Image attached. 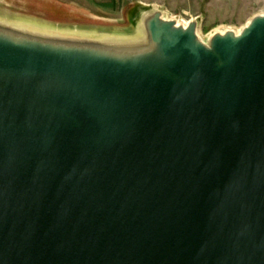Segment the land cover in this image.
Returning a JSON list of instances; mask_svg holds the SVG:
<instances>
[{
	"label": "water",
	"instance_id": "obj_1",
	"mask_svg": "<svg viewBox=\"0 0 264 264\" xmlns=\"http://www.w3.org/2000/svg\"><path fill=\"white\" fill-rule=\"evenodd\" d=\"M109 28L0 8V264H264V13Z\"/></svg>",
	"mask_w": 264,
	"mask_h": 264
},
{
	"label": "rangeland",
	"instance_id": "obj_2",
	"mask_svg": "<svg viewBox=\"0 0 264 264\" xmlns=\"http://www.w3.org/2000/svg\"><path fill=\"white\" fill-rule=\"evenodd\" d=\"M81 4L102 21L101 25L132 33L142 14L154 7L183 25L197 21V32L204 41L216 31L239 30L264 13V0H82ZM52 17L63 21L64 12L58 11Z\"/></svg>",
	"mask_w": 264,
	"mask_h": 264
},
{
	"label": "crops",
	"instance_id": "obj_3",
	"mask_svg": "<svg viewBox=\"0 0 264 264\" xmlns=\"http://www.w3.org/2000/svg\"><path fill=\"white\" fill-rule=\"evenodd\" d=\"M82 0H0V3L4 4L5 6L2 9L29 17L37 18L38 16H45L48 18L54 19V17L50 16L46 12L48 10H57L63 11L67 13L68 9L65 8V5H75L76 7L85 10L84 6L81 4ZM86 11V10H85ZM56 20V18L54 19ZM59 21V20H56ZM62 22H79V23H89V21H82V20H66L64 19Z\"/></svg>",
	"mask_w": 264,
	"mask_h": 264
},
{
	"label": "bare ground",
	"instance_id": "obj_4",
	"mask_svg": "<svg viewBox=\"0 0 264 264\" xmlns=\"http://www.w3.org/2000/svg\"><path fill=\"white\" fill-rule=\"evenodd\" d=\"M65 8L68 9L67 13H64V19H68V20H75V21H78V20H82V21H89V23L91 22H96L98 24H101V20L96 17L95 15L91 14V12H88V11H85V10H82L78 7H76L75 5H65L64 6ZM57 10H48L46 13L49 14L50 16H53L55 15V13ZM38 19H41V20H44L46 22H58L52 18H48V17H45V16H41V17H37ZM250 21V20H249ZM248 21V22H249ZM248 22L239 30H234L237 34L241 32V30L248 24ZM188 24V23H187ZM186 24V25H187ZM141 28H143L144 26V22H141L140 24Z\"/></svg>",
	"mask_w": 264,
	"mask_h": 264
}]
</instances>
